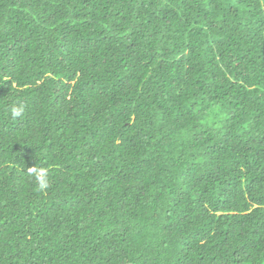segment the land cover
Masks as SVG:
<instances>
[{"label":"trees","instance_id":"trees-1","mask_svg":"<svg viewBox=\"0 0 264 264\" xmlns=\"http://www.w3.org/2000/svg\"><path fill=\"white\" fill-rule=\"evenodd\" d=\"M0 264H264V0H0Z\"/></svg>","mask_w":264,"mask_h":264},{"label":"clouds","instance_id":"clouds-1","mask_svg":"<svg viewBox=\"0 0 264 264\" xmlns=\"http://www.w3.org/2000/svg\"><path fill=\"white\" fill-rule=\"evenodd\" d=\"M23 113L22 108L11 109V116L13 119L20 117ZM29 175L34 177L37 190L44 191L49 187V172L50 170L45 167H29Z\"/></svg>","mask_w":264,"mask_h":264}]
</instances>
